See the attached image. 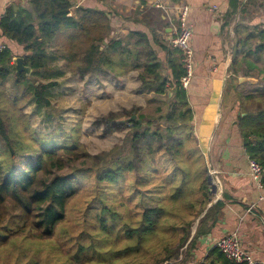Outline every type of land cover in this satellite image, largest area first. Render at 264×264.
Masks as SVG:
<instances>
[{
    "label": "trees",
    "instance_id": "1",
    "mask_svg": "<svg viewBox=\"0 0 264 264\" xmlns=\"http://www.w3.org/2000/svg\"><path fill=\"white\" fill-rule=\"evenodd\" d=\"M74 6V0H29V5L22 4L21 0L10 2L0 17V43L8 44L0 52V86L5 85L12 75L14 87L24 86L25 90H29L38 110L49 107L50 89L54 83H44L32 76L48 68V49H52L68 61L71 72L83 77H118L130 70H138L142 87L152 95L148 104L154 103L155 109L147 112L141 111L140 107H132L98 116L94 125L102 127L105 134L125 130L129 133L122 144L93 154L79 138L72 135L68 140L54 133L44 135L31 129L27 125L28 115L16 109L21 98L16 96L13 100H4L0 90V246L25 233L35 242L51 237L65 222L69 203L77 195V198L83 196L89 183H95L97 204L91 202L88 209H95L86 213L90 219H96L94 234L89 235L94 240L90 245H77L73 259L80 263L85 251L108 252L105 247L108 249L110 243L116 242V237L121 238V230L118 229L121 224H124L127 241L121 250L110 251L114 258L146 249L147 243L158 235L161 227L166 224L164 227L167 228L166 207L146 206L138 224L133 221L122 223L117 210L108 204V197L130 175H135L136 185L139 182L149 184L144 169L148 161L151 164L169 163L164 166L166 171L160 174V178L163 181L172 179L174 172L167 170L171 163L169 159L182 158L186 141L193 140L192 135L195 134L192 132L193 110L187 89L181 84L186 72L181 51L166 47L156 37L152 40L143 30H132L127 36L113 37L112 15L106 9ZM229 24V20L224 23L225 30ZM153 43L166 53L164 59L159 58ZM234 44L229 66L232 73L230 82L235 86L240 72L260 80L256 84L250 82V87L253 86L256 92L250 91V87L243 91L235 90L232 106L237 115L234 124L239 129L248 157L264 166V29L247 32L241 37L238 35ZM14 57H23L25 64L32 67V73L17 72ZM133 113H137V118L132 122L125 121ZM214 120L213 112L203 125L205 133L210 132ZM195 149L199 156H203L200 148ZM189 153L192 151L189 150ZM107 163L114 164L108 166ZM188 164L191 168L192 164ZM206 176L199 189L197 207L192 200L189 201L190 196L186 198L189 215L180 207V219L169 226L180 237L175 240L171 236L163 243L168 245L165 247L166 256L160 257L158 264H184L186 259H180L179 251L190 240L194 222L211 199L208 169ZM182 188L179 183L170 197L179 200L184 194ZM150 201L155 203L153 195ZM223 203L218 201L200 218L197 231L187 247L190 252L197 237L206 232L203 229L208 220L214 219L213 211H219ZM112 234H117L115 239ZM108 236L111 237L110 241L107 239V246ZM176 251L177 255L174 254ZM233 263L215 247L209 253L208 263L204 264ZM32 264L41 262L36 260Z\"/></svg>",
    "mask_w": 264,
    "mask_h": 264
},
{
    "label": "crops",
    "instance_id": "2",
    "mask_svg": "<svg viewBox=\"0 0 264 264\" xmlns=\"http://www.w3.org/2000/svg\"><path fill=\"white\" fill-rule=\"evenodd\" d=\"M11 1L0 0V17ZM74 1V7L106 9L112 15L115 29L113 37L127 36L132 30H143L152 40L156 37L166 47L173 48L171 37L175 4L182 0ZM183 1L191 8V44L195 67L187 95L194 122H197L199 148L204 156L206 151L210 153L211 163H206L208 187H211L209 176H212V184L216 187V193H211V199L200 218L218 201L224 202L219 211H213L214 219L208 220L203 229L206 232L197 237L195 247L184 264L208 263L209 253L215 248L214 241L235 232L239 234L243 246L264 264V203L260 201L263 191L250 175L249 157L239 129L234 124L232 104L236 96L227 101L226 105L224 102L228 88L235 94L234 84L229 80L232 75L229 66L234 43L238 35L241 37L247 32L264 29V0ZM22 4L29 5V0H22ZM158 4L165 7H159ZM227 20L230 24L225 30L224 23ZM153 44L159 58L164 59L166 53ZM85 77L89 78L92 106L98 108L101 115L132 107L144 109L152 96L142 87L138 70H130L118 77ZM245 78H252L250 82L253 84L258 83L253 77ZM213 112L215 120L207 134L203 125L208 113L210 116ZM200 218L194 222L191 238L197 231ZM190 240L183 248L188 247Z\"/></svg>",
    "mask_w": 264,
    "mask_h": 264
},
{
    "label": "rangeland",
    "instance_id": "3",
    "mask_svg": "<svg viewBox=\"0 0 264 264\" xmlns=\"http://www.w3.org/2000/svg\"><path fill=\"white\" fill-rule=\"evenodd\" d=\"M48 53L50 55L48 68L33 75L32 78L39 79L44 83H54L50 89L49 96L51 105L44 107L41 111L38 110L29 90H25L24 86L21 88L14 87L12 75L5 85L0 86L4 100L10 101L19 96L21 100L17 102L16 109L28 115L27 125L31 129L44 135L54 133L68 140H71L70 135H72L79 138L93 154L109 151L114 145L122 144L129 130L108 135L104 133L102 127L94 125L95 119L102 113L98 108H93L90 101L89 78L85 76L81 77V75L71 72L68 61L59 57L52 49H48ZM239 77L241 80H239L240 82H235L234 91L238 89L241 91L247 90L246 88L251 86L250 81L253 79L247 80L245 78L247 76L242 75V72L239 73ZM253 78L260 82L259 78ZM231 83L234 84L233 82ZM229 89L226 90L224 95L225 105L234 96V92ZM249 90L257 91L253 86ZM154 109L155 104L150 103L146 108L141 109V111L152 112ZM232 110L235 113V117L237 111ZM192 132L196 135V121L194 122V130L192 129ZM195 135H192L193 140L189 139L186 141L182 158L178 156L174 161L169 159L171 163L167 170L174 172L171 177L172 179L163 181L160 178V174L166 171L164 166L169 163L159 162L151 164L148 161L144 169L147 172L146 178L149 180V184L145 185L139 182L136 185L135 175H130L128 179H123L124 181H121L115 192H112L108 197V204L117 210L122 223L133 221L135 224H138L146 206L161 205L166 207V212L168 213L167 228L164 227L166 224L161 227L158 235L152 237L151 241L147 243L146 249L134 250L130 253L122 254L118 258H114L110 254V251L113 249H115L113 251L121 250L127 241L124 224H121L118 227L121 230V238L116 237L117 234H112L113 239L116 237L117 240L110 244L108 242L109 246L107 245V239L110 241L111 236L106 238L108 249L105 247V250L108 252L103 250H97L96 252L85 251L82 259L79 260L81 261L80 263L73 259L79 243H84L86 246L90 245V242L94 240L91 236L89 238V235L94 234L93 229H95L96 219L95 217L90 219V215L87 216L86 213H91L95 209H88V205L93 201L97 204L96 193H98V189L95 183H89L85 194L78 198L77 196L79 195H77L73 200L77 199L69 203L65 222L56 229L54 235L46 239H40L41 242H35L27 233L19 237H13L8 244L0 246V264H32L36 260H40L41 264H158L157 260L160 257L166 256L167 248L165 247L168 245L163 243L171 239V236L175 240L180 237L179 233L173 232L171 227H169L174 225L175 221L178 220L180 214L179 208H183L182 212L185 210L187 215H189V209L186 208L188 202L192 200L197 207L200 196L199 189L207 178L206 163H211L209 161L210 153L206 151L205 156L204 154L203 156H199L195 149V147L199 148V142L195 138ZM188 149L193 154H190ZM123 152L127 153L128 151L124 150ZM188 163L192 164L191 168H189ZM113 164L107 163L108 166ZM185 166L188 168H185ZM184 172H188V174ZM177 178V181L172 182L173 179ZM179 183L183 187L182 191L184 194L179 200H173L170 195L177 189ZM185 192H187V195ZM151 195L155 197V203L153 204L150 203ZM189 196L188 201L186 198ZM131 242L134 241L132 240ZM173 250H177V248H173ZM179 252L181 254L180 257L183 256L186 260L190 257L189 248H181ZM174 254L177 255L178 251Z\"/></svg>",
    "mask_w": 264,
    "mask_h": 264
},
{
    "label": "built area",
    "instance_id": "4",
    "mask_svg": "<svg viewBox=\"0 0 264 264\" xmlns=\"http://www.w3.org/2000/svg\"><path fill=\"white\" fill-rule=\"evenodd\" d=\"M22 1V0H21ZM159 7H165L158 4ZM190 5L185 1L175 4V17L172 25L171 45L182 53V62L186 72L181 78L182 86L187 89L194 76V50L191 44L193 29L190 22ZM8 46L7 43H0V52ZM250 175L253 181L262 189L260 201L264 203V166L255 159L249 158ZM224 255L237 264H263L254 254L247 250L241 243L237 232L224 235L214 241Z\"/></svg>",
    "mask_w": 264,
    "mask_h": 264
},
{
    "label": "water",
    "instance_id": "5",
    "mask_svg": "<svg viewBox=\"0 0 264 264\" xmlns=\"http://www.w3.org/2000/svg\"><path fill=\"white\" fill-rule=\"evenodd\" d=\"M232 58V57H231ZM15 63H16V71L17 72H25L26 75H30L32 73V67L29 65L25 64L24 58L23 57H15L14 58ZM137 118V113H133L130 117L126 118L125 121L127 122H132ZM213 183L212 176H209V184L210 190L215 194L216 193V187Z\"/></svg>",
    "mask_w": 264,
    "mask_h": 264
}]
</instances>
